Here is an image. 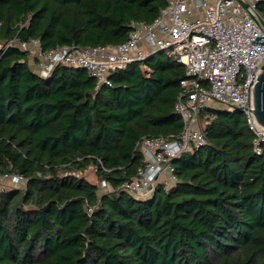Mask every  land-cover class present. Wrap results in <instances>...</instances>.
<instances>
[{"label": "trees", "instance_id": "obj_1", "mask_svg": "<svg viewBox=\"0 0 264 264\" xmlns=\"http://www.w3.org/2000/svg\"><path fill=\"white\" fill-rule=\"evenodd\" d=\"M168 1L0 0V175L25 179L0 188V264H264V141L258 154L242 111L202 110L207 144L173 160L174 186L138 198L121 184L142 136L181 132L185 65L155 51L96 92L86 68L43 76L20 46L119 44ZM91 165L112 192L78 175Z\"/></svg>", "mask_w": 264, "mask_h": 264}, {"label": "built area", "instance_id": "obj_2", "mask_svg": "<svg viewBox=\"0 0 264 264\" xmlns=\"http://www.w3.org/2000/svg\"><path fill=\"white\" fill-rule=\"evenodd\" d=\"M263 1L169 0L153 21H131L129 38L119 44H74L43 51L40 39L31 38L21 41L20 46L32 51L31 61L43 76L59 63L86 68L96 80V92L112 86L114 70L142 61L155 51L168 52L185 65L186 75L180 81L182 91L175 105L183 120L181 132L142 136L135 149L142 154L143 163L134 178L121 184L123 190L145 199L160 184L165 189L176 184L173 160L207 144L200 127V113L205 108L221 105L227 111H242L254 135L255 150L262 153L264 126L255 120L252 109L254 87L264 63V43L251 40L264 41L256 39L264 34V26L258 21L260 16L264 22L258 12ZM91 166L97 172V166ZM24 180L22 175H0V188L4 183ZM99 189L101 193L112 192L114 187L101 179Z\"/></svg>", "mask_w": 264, "mask_h": 264}, {"label": "water", "instance_id": "obj_3", "mask_svg": "<svg viewBox=\"0 0 264 264\" xmlns=\"http://www.w3.org/2000/svg\"><path fill=\"white\" fill-rule=\"evenodd\" d=\"M258 21L264 26L262 18L259 16ZM264 38L263 35L257 36V40ZM256 43H264V41H255ZM262 72L258 76V82H256L254 87V106L255 109H252L253 116L257 122L264 126V63L262 65Z\"/></svg>", "mask_w": 264, "mask_h": 264}, {"label": "rangeland", "instance_id": "obj_4", "mask_svg": "<svg viewBox=\"0 0 264 264\" xmlns=\"http://www.w3.org/2000/svg\"><path fill=\"white\" fill-rule=\"evenodd\" d=\"M165 53H168V52H165ZM215 108L224 109L223 106H221V105H217V107H215ZM78 174L85 176L86 178H88L93 183H99V178L97 176V172L95 171V168L93 166H89L84 171L78 172Z\"/></svg>", "mask_w": 264, "mask_h": 264}]
</instances>
